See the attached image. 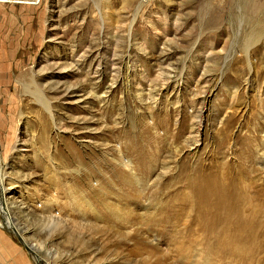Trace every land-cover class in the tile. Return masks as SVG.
<instances>
[{"label":"rangeland","instance_id":"374dc122","mask_svg":"<svg viewBox=\"0 0 264 264\" xmlns=\"http://www.w3.org/2000/svg\"><path fill=\"white\" fill-rule=\"evenodd\" d=\"M13 1L0 264H39L10 226L42 264H157L185 173L241 176L264 202V0Z\"/></svg>","mask_w":264,"mask_h":264},{"label":"bare ground","instance_id":"6f19581e","mask_svg":"<svg viewBox=\"0 0 264 264\" xmlns=\"http://www.w3.org/2000/svg\"><path fill=\"white\" fill-rule=\"evenodd\" d=\"M213 171L201 175L200 182L196 180L198 174L195 173L197 177L194 178L184 171L186 191L182 196L174 195L179 201L172 203L170 200L172 204L160 219V240L166 239L169 245L166 250L155 248L157 264H185L188 261L192 264H264V202L252 182L228 172L219 176ZM4 193L0 178V207L8 217L10 207ZM9 220L12 221V217ZM10 227L36 256L35 260L42 264L35 244L26 241V231ZM135 237L134 245L146 242L138 235Z\"/></svg>","mask_w":264,"mask_h":264},{"label":"built area","instance_id":"2783aa9c","mask_svg":"<svg viewBox=\"0 0 264 264\" xmlns=\"http://www.w3.org/2000/svg\"><path fill=\"white\" fill-rule=\"evenodd\" d=\"M12 1H13V0H0V10H1L4 6H6V5L12 3Z\"/></svg>","mask_w":264,"mask_h":264},{"label":"crops","instance_id":"0c3cea01","mask_svg":"<svg viewBox=\"0 0 264 264\" xmlns=\"http://www.w3.org/2000/svg\"><path fill=\"white\" fill-rule=\"evenodd\" d=\"M5 7H6V6H5ZM5 7H4V8H5ZM4 8H2V9L0 10V14H2L1 11H2Z\"/></svg>","mask_w":264,"mask_h":264}]
</instances>
